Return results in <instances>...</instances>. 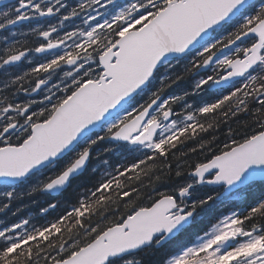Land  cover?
<instances>
[{"label": "snow or ice", "instance_id": "1", "mask_svg": "<svg viewBox=\"0 0 264 264\" xmlns=\"http://www.w3.org/2000/svg\"><path fill=\"white\" fill-rule=\"evenodd\" d=\"M82 13L84 26L61 35L65 21ZM58 14L57 23L20 32L24 40L3 38L0 93L9 94L0 97V180L14 186L0 196L60 193L101 144L126 162L103 159V178L55 220L0 229V264H142L139 251L181 234L165 264H264V200L203 234L190 231L217 201L264 183V0H77L71 7L16 0L0 11V30ZM29 34L42 42L29 47ZM32 52L45 55L8 75L6 66ZM173 61L182 73L174 74ZM185 74L199 77L191 92L161 99ZM42 89L38 110L35 100L15 102L19 92ZM206 90L216 98L201 105L185 99ZM240 113L251 123L229 126L224 140L201 135ZM189 153L200 158L188 164ZM173 170L188 179L161 191ZM197 186L214 187L194 198Z\"/></svg>", "mask_w": 264, "mask_h": 264}, {"label": "trees", "instance_id": "2", "mask_svg": "<svg viewBox=\"0 0 264 264\" xmlns=\"http://www.w3.org/2000/svg\"><path fill=\"white\" fill-rule=\"evenodd\" d=\"M256 3L258 6L259 2H256ZM173 64L175 66L174 74L182 73L183 66L177 65L175 61H173ZM29 70L30 69H26V71H29ZM208 72H211V71H208ZM202 74H205V72ZM198 78L199 77L197 76L185 74L183 79L172 84L171 87L166 88L163 94L164 96L168 98L173 95H182L185 91L191 92L194 80ZM25 86H28L27 82L25 83ZM215 98H216V95L214 93V90H206L205 92H202L198 96L189 95L185 99L190 104L201 105L203 102L211 101V100H214ZM173 107L177 111L180 110V104H174ZM251 119L252 118L249 114L240 113L236 117L229 118L227 123H221L217 131L212 132L210 130L208 133L201 134V135L204 136L206 139L210 138L212 135H216L220 140H224V137L227 133V129L229 126L235 130V129L241 128V126L244 123H251ZM105 146H106L105 144H101L99 147L95 149L93 157L91 158V161L87 169L83 173L78 175L71 182L70 186L67 187L62 192V194L58 196H52L49 194H42V193H36L32 195H23L20 197L21 202L0 200V216L2 214H5L6 211H9L8 213L12 220L19 219L22 216H24L30 221V224L28 226L29 228H31L32 225L41 226L43 224L48 223L49 221L55 220L57 217L64 214L73 205H75L80 197L86 195L103 178V173L105 170L103 164L101 163L103 159H109L112 165H116L117 163L126 162L125 159L115 154H110V153L105 154L103 152V148ZM192 146H195V144L194 143L189 144V147H192ZM182 150L188 151L187 148H183ZM96 153H100L99 159H97ZM199 158L200 157L198 154L189 153V156L187 157V162L188 164H191ZM169 160L173 164V169H175L176 159L170 156ZM185 168L187 169V165H185ZM187 179H188L187 175L180 177V178L176 177L175 172L173 170L171 174V178L163 181L160 184V190L161 191L170 190L174 185L178 183H184ZM209 188H211V186L197 187V191L193 193V197L197 198L203 195L205 192L209 190ZM258 189L259 190L262 189L264 191V183L260 182V184L256 187L254 191H250V189L247 191L246 197L243 200V203L241 205V212L246 214L251 206H255L257 202H259L260 200H264L263 191H262L263 195L260 198L259 196L261 194L254 197L255 192ZM5 203L9 205L7 208L3 207ZM16 203H17V207H15ZM52 203H55L57 207L54 209L49 208V205ZM8 208L10 210H8ZM45 208L48 209L47 212L42 211ZM223 210H225V208H222L220 206L218 208H215L214 206H212L202 216L193 220L190 231L193 233L199 232L200 234H202L203 233L202 230L209 228V226L211 225L209 223L218 220L220 216V212ZM30 213H31L30 216H26ZM254 222L260 223L261 221L259 220V218H257V220ZM183 240H185V236L181 234L179 237H177L176 239H173L170 243L162 247L156 248L154 245L151 247H147L139 251L136 254L137 259L142 261V264H161V263L163 264L165 261L166 255L173 249H176L177 243Z\"/></svg>", "mask_w": 264, "mask_h": 264}, {"label": "flooded vegetation", "instance_id": "3", "mask_svg": "<svg viewBox=\"0 0 264 264\" xmlns=\"http://www.w3.org/2000/svg\"><path fill=\"white\" fill-rule=\"evenodd\" d=\"M10 3L7 4V6H4L2 8H0V11H5V9L7 10V7L14 5L16 3V0H8ZM65 3L68 4L70 7L73 6L74 4L77 3V0H65ZM57 17H59V14L57 15ZM57 19L56 17H40L39 19H32L30 21H23L21 23H19L18 27H14L17 35L15 37L12 36V32L14 31V28L10 27L8 29L10 30H5V32L0 33V44L4 43L3 38L5 36L9 37V42H11L13 39H18L19 40H24L25 37L20 36L19 33L20 32H28L30 27H37V26H44L47 27L48 23H57ZM82 19L77 20L76 23L70 25L69 22H65V27L63 29L60 30L61 35L63 34V31L65 30H72L75 26L79 25L81 27H83L84 25L82 24ZM17 26V25H16ZM55 35V34H54ZM27 41H28V46L29 47H36L39 45V43L42 42V38L37 37L33 34H29L27 36ZM3 49L4 46L0 45V54L3 53ZM42 55L44 56L45 54H38L35 52H32L29 56L28 60H22L17 66L13 67V66H6L8 67V75L13 76L17 75V74H23L24 71H26V69H30L33 64H34V58L39 59L40 57L42 58ZM29 60H32L33 63H29ZM5 70L4 69H0V88H2L3 86V81L5 79ZM27 87V86H26ZM9 94L8 90H4L3 93H0V97H2L3 95H7ZM43 94H47V92L45 90H41L35 93H24V92H19L16 94V96L14 97L15 102L17 103H26L28 102L27 98L31 97V101L35 100L37 103L33 105L34 108H36L37 110L39 109V107L41 106L40 102L43 101ZM218 221V220H217ZM217 221H214L212 224L216 223ZM198 223V222H197ZM256 223V222H255ZM211 224V225H212ZM260 223H257V225H259ZM210 227V226H209ZM203 234V233H202ZM194 238V237H193ZM172 241V240H171ZM171 241H168L167 243H165L164 245H167L168 243H170ZM163 245V246H164ZM176 249H173L172 251H170L166 257H165V261L167 258H169L170 254L174 253ZM164 261V263H165ZM163 263V264H164ZM162 264V263H161Z\"/></svg>", "mask_w": 264, "mask_h": 264}, {"label": "bare ground", "instance_id": "4", "mask_svg": "<svg viewBox=\"0 0 264 264\" xmlns=\"http://www.w3.org/2000/svg\"><path fill=\"white\" fill-rule=\"evenodd\" d=\"M257 2H259V0H257ZM6 10V9H5ZM17 25V26H16ZM16 25H14V26H10V29L11 28H14V27H17V28H19L18 27V25H19V23L18 24H16ZM10 29H7V30H10ZM6 30V31H7ZM1 31L4 33L5 32V30H0V33H1ZM16 32V30H15V28H14V31L12 32V33H15ZM17 40H19V38L17 39ZM0 45H2V46H4L5 47V43H2V44H0ZM20 62H18V64H19ZM58 95H59V93H57ZM44 95L45 94H43V98H44ZM164 95V94H163ZM31 97H28L27 98V100L28 101H31ZM44 103H47L46 101H44ZM1 185H6V186H11V187H13L14 185L12 184V183H0V186ZM212 187V186H211ZM65 190V189H64ZM63 190V191H64ZM63 191H61L60 193H57V194H53V193H51V194H49V195H52V196H58V195H60V194H62V192ZM262 189H258L256 192H255V196L254 197H256V196H258V195H260L259 196V198L263 195V193H264V191H263V193H262ZM42 194H46V193H42ZM35 196V195H34ZM246 197V196H245ZM253 197V198H254ZM258 198V199H259ZM2 200H6L4 197H2ZM13 201H20V197L19 198H16L15 200H13ZM21 202V201H20ZM230 202H232L231 204H230ZM226 203L229 205V206H234V201H233V197L230 199V200H226ZM25 206V205H24ZM215 208H218L219 206H221L222 208H225V210H227V208L226 207H224V205L221 203V202H216L214 205H213ZM14 207V206H13ZM15 207H17V203L15 204ZM18 207H20V206H18ZM22 207V206H21ZM8 210H10L9 208H8ZM2 211V210H1ZM9 211H6V213L5 214H2L1 216H0V229H2L3 227H5V226H11L12 224H14V223H18V222H20L21 220H22V218H25V219H27L26 217H24V216H22L21 218H19V219H15V220H12L11 219V217L9 216V213H8ZM4 213V212H3ZM31 215V213L30 214H28V215H26V216H30ZM213 222H211V223H209V224H212ZM209 224H207V225H209Z\"/></svg>", "mask_w": 264, "mask_h": 264}, {"label": "rangeland", "instance_id": "5", "mask_svg": "<svg viewBox=\"0 0 264 264\" xmlns=\"http://www.w3.org/2000/svg\"><path fill=\"white\" fill-rule=\"evenodd\" d=\"M101 11H103V9H101ZM93 14H95V13H93ZM56 19H58V17H56ZM71 23H75V22H71ZM54 82H55V83H60L59 80H54ZM49 87H51V84H49ZM43 90H45V91L47 92V89H43ZM166 98H167V97H166ZM137 99H139V98H137ZM33 183H34V181H33ZM259 184H260V182L258 181V182H256L251 188H245L246 191H243V192H240V193L234 195V196H233V201H234L233 204L235 205V201H236V203H242V201L245 199V196H246V194H247V190L250 189V191H254V190L256 189V187H257ZM5 188H8L9 190H11L12 187H11V186H6V185H1V186H0V192H2ZM18 190H19V189H18ZM198 193H200V192H198ZM0 200H2V196H0ZM13 200H15V199H13ZM13 200H11V201H13ZM231 203H232V202H230V204H231ZM227 205H228V204L225 203V206H227ZM231 211H235V210H233V209H227V210H225V211L221 214L220 219H222L224 215L230 214ZM23 219H25V218H22V220H23ZM22 220H21V221H22Z\"/></svg>", "mask_w": 264, "mask_h": 264}, {"label": "water", "instance_id": "6", "mask_svg": "<svg viewBox=\"0 0 264 264\" xmlns=\"http://www.w3.org/2000/svg\"><path fill=\"white\" fill-rule=\"evenodd\" d=\"M255 1H257V0H254V2ZM2 3V1L0 0V4ZM239 43V42H238ZM227 51V50H226ZM209 69H201L200 70V72H204V71H208ZM223 87V84L221 85V88ZM161 99H165V96L162 94V97H161ZM90 162V161H89ZM89 162H88V164H89ZM88 164L86 165V167H85V169L81 172V173H83L85 170H86V168L88 167ZM80 173V174H81ZM79 174V175H80ZM0 183H10V182H5V181H3V180H0ZM69 187V186H68ZM53 194H57V193H53ZM167 243V242H166ZM163 244H165V243H163ZM163 244H161V245H159L160 247L163 245ZM159 246H157V247H159Z\"/></svg>", "mask_w": 264, "mask_h": 264}]
</instances>
